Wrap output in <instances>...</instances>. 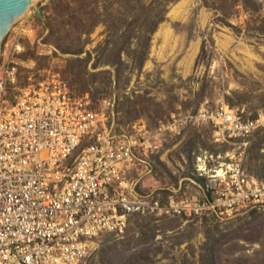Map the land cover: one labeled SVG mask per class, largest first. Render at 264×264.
<instances>
[{
    "label": "rangeland",
    "instance_id": "374dc122",
    "mask_svg": "<svg viewBox=\"0 0 264 264\" xmlns=\"http://www.w3.org/2000/svg\"><path fill=\"white\" fill-rule=\"evenodd\" d=\"M3 63V98L54 71L110 134L138 140L124 178L157 208L97 235L77 264H264V207L206 206L232 163L264 180V0H35L2 36ZM221 104L258 127L231 139L195 119Z\"/></svg>",
    "mask_w": 264,
    "mask_h": 264
},
{
    "label": "built area",
    "instance_id": "2783aa9c",
    "mask_svg": "<svg viewBox=\"0 0 264 264\" xmlns=\"http://www.w3.org/2000/svg\"><path fill=\"white\" fill-rule=\"evenodd\" d=\"M13 69L0 65V264H77L97 235L120 231L130 213L157 208L124 178L138 140L110 134L86 95L54 71L3 98ZM195 119L240 140L259 125L227 104L200 109ZM215 177L206 204L213 211L264 207V180L239 163Z\"/></svg>",
    "mask_w": 264,
    "mask_h": 264
},
{
    "label": "water",
    "instance_id": "95a60500",
    "mask_svg": "<svg viewBox=\"0 0 264 264\" xmlns=\"http://www.w3.org/2000/svg\"><path fill=\"white\" fill-rule=\"evenodd\" d=\"M35 0H0V41L12 23L22 16ZM41 16V10L36 8Z\"/></svg>",
    "mask_w": 264,
    "mask_h": 264
},
{
    "label": "bare ground",
    "instance_id": "6f19581e",
    "mask_svg": "<svg viewBox=\"0 0 264 264\" xmlns=\"http://www.w3.org/2000/svg\"><path fill=\"white\" fill-rule=\"evenodd\" d=\"M181 4H182V1L179 2L177 5H175L171 10H170V15H178L181 11ZM160 28V27H159ZM157 35L161 36L162 40L165 41V44H167V41L170 39L171 37V29L167 26V24H164L157 32ZM164 43V42H163ZM165 47V46H164ZM161 48V47H160ZM194 49L195 47H193V49L191 50L190 52V56L193 55L194 53ZM162 55V54H161ZM188 56V55H187ZM189 60V59H188ZM189 62V61H188ZM188 65V63H187ZM218 173H220V170L218 171Z\"/></svg>",
    "mask_w": 264,
    "mask_h": 264
},
{
    "label": "trees",
    "instance_id": "16d2710c",
    "mask_svg": "<svg viewBox=\"0 0 264 264\" xmlns=\"http://www.w3.org/2000/svg\"><path fill=\"white\" fill-rule=\"evenodd\" d=\"M82 2H83V0H82ZM160 19H161V17L158 16L156 19L152 20V23H151L150 29H152V28L155 26L156 22H157L158 20H160Z\"/></svg>",
    "mask_w": 264,
    "mask_h": 264
}]
</instances>
